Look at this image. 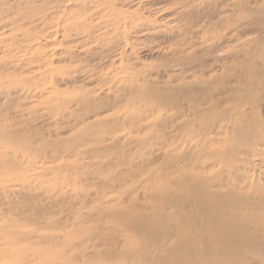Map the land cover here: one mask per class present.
Instances as JSON below:
<instances>
[{
	"label": "rangeland",
	"instance_id": "rangeland-1",
	"mask_svg": "<svg viewBox=\"0 0 264 264\" xmlns=\"http://www.w3.org/2000/svg\"><path fill=\"white\" fill-rule=\"evenodd\" d=\"M0 264H264V0H0Z\"/></svg>",
	"mask_w": 264,
	"mask_h": 264
},
{
	"label": "bare ground",
	"instance_id": "bare-ground-1",
	"mask_svg": "<svg viewBox=\"0 0 264 264\" xmlns=\"http://www.w3.org/2000/svg\"><path fill=\"white\" fill-rule=\"evenodd\" d=\"M213 217V216H212ZM215 219V218H214Z\"/></svg>",
	"mask_w": 264,
	"mask_h": 264
}]
</instances>
